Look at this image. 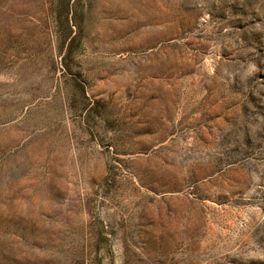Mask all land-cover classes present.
<instances>
[{
  "label": "rangeland",
  "instance_id": "1",
  "mask_svg": "<svg viewBox=\"0 0 264 264\" xmlns=\"http://www.w3.org/2000/svg\"><path fill=\"white\" fill-rule=\"evenodd\" d=\"M0 264H264V0H0Z\"/></svg>",
  "mask_w": 264,
  "mask_h": 264
}]
</instances>
